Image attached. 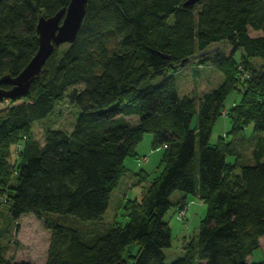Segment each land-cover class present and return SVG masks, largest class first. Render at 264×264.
Instances as JSON below:
<instances>
[{
    "label": "trees",
    "instance_id": "obj_1",
    "mask_svg": "<svg viewBox=\"0 0 264 264\" xmlns=\"http://www.w3.org/2000/svg\"><path fill=\"white\" fill-rule=\"evenodd\" d=\"M184 1L88 0L74 41L56 46L27 95L8 98L10 104L0 109V214L5 203L13 220L25 213L44 218L50 240L43 264H264L247 261L264 235V136L253 145L255 162L227 160L233 148L226 136L209 144L222 113L229 114L233 133L248 123L257 133L264 130V0ZM68 2L0 0V77L23 69L38 48V18ZM250 28L260 33L252 35ZM222 40L242 48L241 58L231 53L200 59L222 70L224 80L201 94L198 126L192 128L196 100L178 96L172 72L183 58H196ZM78 83L83 87L67 94L80 108L73 129L47 128L40 143L33 123ZM235 88L240 101L226 112L224 99ZM126 116H137L138 124ZM145 132L152 133L153 148L164 149L163 168L140 199H126L125 224L114 220L103 231L84 232L50 214L99 220L128 170L126 157L136 155ZM133 174L137 183L148 181L145 169ZM174 190L184 194L176 207L198 194L207 212L198 232L184 240V255L167 262L171 230L163 217ZM134 241L138 249L130 261L124 254ZM0 264L34 263L0 253Z\"/></svg>",
    "mask_w": 264,
    "mask_h": 264
},
{
    "label": "rangeland",
    "instance_id": "obj_2",
    "mask_svg": "<svg viewBox=\"0 0 264 264\" xmlns=\"http://www.w3.org/2000/svg\"><path fill=\"white\" fill-rule=\"evenodd\" d=\"M249 33L256 35L259 34L260 31L250 28ZM107 41L110 46L116 43L115 38L111 35L108 36ZM242 52V48L234 49L233 46L225 40L214 42L205 50L196 54V58H193L185 65L179 67L176 71L172 72L175 77L178 96L183 97L189 95L196 100L195 112L190 123L192 128H197L198 126L199 97L202 93L218 87L224 80L222 70L214 66L211 61L201 63L200 59H203V57H212L217 54L229 55L232 53L233 57L239 60ZM252 62L256 67H262V61L260 59H255L254 57ZM83 85V83H78L75 86L69 87L64 96L56 102L52 111L33 123L32 135L36 140L43 143L44 132L47 128L61 129L67 132L73 129L80 113V108L79 105L68 100L67 94L73 87L81 88ZM240 98L241 93L238 89L235 88L231 90L224 99V111H230V109L240 101ZM8 104H10V102L6 103V105ZM134 117L136 116H129L127 118V121L132 126L138 124V120ZM231 127L232 123L229 114L226 115V113H222L218 115L212 126L209 144H216L220 136H226V139L232 143L233 148V153L227 156V160L234 161V159L237 158L240 163L255 162V159L251 156L252 148L259 136H264V130L260 133L255 132L253 123H248L237 133H233ZM197 139L196 144L198 146ZM151 141L152 133L145 132L135 147L136 155L126 157L124 164L128 170L121 177L117 186L111 191L107 209L99 220H79L71 214H50L58 216L63 222H69L84 232L92 228L93 232L96 231V229L103 231L108 224L114 220L119 222V224H125L128 220L124 210L126 199L135 197L140 199L147 184L158 175L163 168L161 159L164 149L161 147L158 149L153 148ZM15 151L17 153L13 144L10 147L11 161L14 159L13 156ZM196 158L198 167V151ZM142 168L149 172V178L147 182L137 183V177L133 173ZM131 181L135 183L131 185ZM183 195V192L180 190H174L170 194L169 198L172 204L163 217L171 230V244L164 249L167 262L184 255V240L192 237L198 232L201 221L207 212V203L201 199L198 194L188 195L186 205H179L177 209L175 205L176 201ZM183 210V215L179 216V212ZM8 213V206L3 203L1 205L0 214V253L5 258L12 261L29 260L34 264H43L46 260L50 240V229L46 227L43 221L44 218H38L32 213H25L17 220H13L9 217ZM137 249L138 243L134 241L126 247L124 255L131 261L133 258L130 257L129 254L136 253ZM263 260L264 235L261 237L260 245L247 256L248 262Z\"/></svg>",
    "mask_w": 264,
    "mask_h": 264
},
{
    "label": "water",
    "instance_id": "obj_3",
    "mask_svg": "<svg viewBox=\"0 0 264 264\" xmlns=\"http://www.w3.org/2000/svg\"><path fill=\"white\" fill-rule=\"evenodd\" d=\"M88 0H69L68 4L50 16H40L36 24L38 34V48L28 63L15 76L4 74L1 83H9L11 87L0 86V100L20 99L27 95L33 80L54 48L61 43L73 42L80 28L85 14ZM197 0H185L184 5L195 3ZM194 57L183 58L179 65L183 66Z\"/></svg>",
    "mask_w": 264,
    "mask_h": 264
},
{
    "label": "crops",
    "instance_id": "obj_4",
    "mask_svg": "<svg viewBox=\"0 0 264 264\" xmlns=\"http://www.w3.org/2000/svg\"><path fill=\"white\" fill-rule=\"evenodd\" d=\"M7 100H8V99H7ZM5 105H6V99H4V100L1 101L0 109L3 108ZM128 117H129V116H126L125 118L127 119ZM134 118H135L136 120H138V117H137V116L134 117ZM157 149H158V148H157ZM143 162H144V161H143ZM142 169H143V168H142ZM134 172H136V171H134ZM132 182H133V181L130 182L131 185H133V184L135 183V182H133V183H132ZM129 186H130V185H129ZM124 197H125V196H124ZM261 237H262V236L259 237V243H260Z\"/></svg>",
    "mask_w": 264,
    "mask_h": 264
},
{
    "label": "built area",
    "instance_id": "obj_5",
    "mask_svg": "<svg viewBox=\"0 0 264 264\" xmlns=\"http://www.w3.org/2000/svg\"><path fill=\"white\" fill-rule=\"evenodd\" d=\"M6 103H9V100L6 99ZM17 147H18V148H21V144H20V143L17 144ZM183 213H184V210H183V211H180L178 215H179V216H182Z\"/></svg>",
    "mask_w": 264,
    "mask_h": 264
}]
</instances>
